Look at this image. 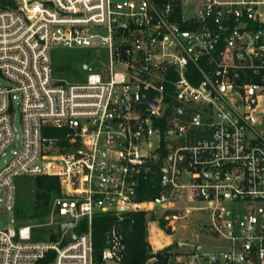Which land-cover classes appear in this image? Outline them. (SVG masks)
Returning a JSON list of instances; mask_svg holds the SVG:
<instances>
[{
	"label": "built area",
	"instance_id": "obj_1",
	"mask_svg": "<svg viewBox=\"0 0 264 264\" xmlns=\"http://www.w3.org/2000/svg\"><path fill=\"white\" fill-rule=\"evenodd\" d=\"M53 46L106 55L85 82H61ZM10 147L1 210L16 179L59 188L49 220L0 228V264H128L129 213L154 253L190 243L166 264H264V0H0V156ZM192 211L208 214L195 225L211 244L169 239ZM106 214L100 248L91 224Z\"/></svg>",
	"mask_w": 264,
	"mask_h": 264
},
{
	"label": "rangeland",
	"instance_id": "obj_2",
	"mask_svg": "<svg viewBox=\"0 0 264 264\" xmlns=\"http://www.w3.org/2000/svg\"><path fill=\"white\" fill-rule=\"evenodd\" d=\"M98 54L100 57L106 55L105 48L102 46L97 47H64V46H53L51 51L52 67H53V78L57 81L68 82V83H83L86 81L89 71L84 67L85 63L92 65V56ZM13 112L16 114L15 125L20 131V119H19V108L17 104L13 106ZM42 133L46 136H53L57 132L54 128L44 127ZM14 149L10 147L4 155L0 156V168L6 163L11 154V150ZM16 201L13 211H4L0 209V228H5L12 221L24 222V223H37L40 222L35 216L38 211L45 214L43 217V222L50 219L48 206L51 198L47 200L43 198H37V189L33 178H21L16 179ZM2 197V194H0ZM39 203L41 206L36 207L35 203ZM208 214L206 212L192 211L189 213L188 218L184 221L186 225L185 228L178 227L175 235L169 238L174 241L176 238L187 239L191 241H200L204 245L211 244L207 237H204L202 230L199 226L195 225V222L206 221ZM152 225V224H151ZM154 227H152L151 234L160 240V243L165 242V239L161 236H165V233L157 231L158 235H154ZM45 228L44 230L47 231ZM54 232L57 234L58 230L56 226H53ZM194 230V232L192 231ZM194 233V234H193ZM48 236L45 234L44 239ZM49 239H51L49 237ZM168 239V240H169ZM111 264V263H106ZM147 264H151L150 261Z\"/></svg>",
	"mask_w": 264,
	"mask_h": 264
},
{
	"label": "trees",
	"instance_id": "obj_3",
	"mask_svg": "<svg viewBox=\"0 0 264 264\" xmlns=\"http://www.w3.org/2000/svg\"><path fill=\"white\" fill-rule=\"evenodd\" d=\"M35 187L37 189L36 197L43 198L47 200L52 198L58 191L59 183L55 176L42 175L33 178ZM36 207L41 206L38 202L35 203ZM40 222H43L44 213L37 212L35 216ZM114 218L108 214L97 215L93 218L91 224L92 236L94 241L101 248L104 244V233L112 224ZM45 227L37 228L34 230V239H44V235L49 229L44 230ZM86 229V222L82 221L75 227V232L79 233ZM122 232H123V255L124 260L128 264H147L150 258L151 264H166L167 260V250L173 247H177L176 243H173L163 249L152 252L149 246L147 237L148 229L144 216L141 213H129L125 215L122 222ZM55 239L54 236L50 237ZM48 259L45 258L41 260L40 264H43Z\"/></svg>",
	"mask_w": 264,
	"mask_h": 264
},
{
	"label": "water",
	"instance_id": "obj_4",
	"mask_svg": "<svg viewBox=\"0 0 264 264\" xmlns=\"http://www.w3.org/2000/svg\"><path fill=\"white\" fill-rule=\"evenodd\" d=\"M84 67H85V65H84ZM152 105L154 106L155 103H152ZM73 223H74L73 221H65V222L62 223V228L66 227V226H69V225H72ZM74 236H75V235H73V237H74ZM177 244H178L179 246H185V245H189L190 243H188V242H186V241H178Z\"/></svg>",
	"mask_w": 264,
	"mask_h": 264
}]
</instances>
